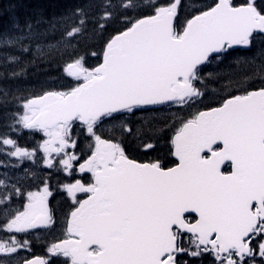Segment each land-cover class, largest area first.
<instances>
[{
    "label": "snow or ice",
    "instance_id": "6c2138e0",
    "mask_svg": "<svg viewBox=\"0 0 264 264\" xmlns=\"http://www.w3.org/2000/svg\"><path fill=\"white\" fill-rule=\"evenodd\" d=\"M131 3L124 0L109 7L107 0H86L66 7L59 15L57 4L51 0H17L5 8L3 28L11 38L0 45V264H67L61 245L73 233L61 223V206L64 201L71 205L67 213L70 221L78 210V200L70 191L68 178L75 167L80 177L77 182H83L86 173L79 169L92 155L87 145L94 138L118 145L125 152V144L142 141L138 150L147 157L176 135L171 130L173 118L183 117L190 109L204 115L229 105L264 108V0H240L239 5L232 6H251L258 22L242 19L231 30L218 34L197 61L186 91L179 96L163 92L133 96L113 108L95 129V121L89 123L87 131L71 129L69 134L75 138L59 144L49 140V131L33 128L29 105L57 94L44 89L34 96L32 86L20 82L21 76L27 81V71L37 61L49 63L63 57L66 50L80 43L74 38L81 37L88 44H99L101 52L93 48L91 56L101 55L102 64L108 42L127 31L117 25L151 19L162 6L173 9L176 23L181 18L194 21L210 14L220 0H151L150 4L143 0L129 15ZM83 59L81 53L73 61H65L61 72L76 79L69 67ZM174 83L181 82L166 87ZM209 89L215 97L209 96ZM212 99L218 103L198 108ZM187 215L193 223L199 219L198 214ZM171 227L175 232V225ZM219 239L216 229L206 237L201 232L181 230L170 247L158 241L152 258L141 256L129 243L118 248L116 257L106 264H264V218L236 243L225 245L218 243Z\"/></svg>",
    "mask_w": 264,
    "mask_h": 264
},
{
    "label": "water",
    "instance_id": "95a60500",
    "mask_svg": "<svg viewBox=\"0 0 264 264\" xmlns=\"http://www.w3.org/2000/svg\"><path fill=\"white\" fill-rule=\"evenodd\" d=\"M245 19L256 21L252 7L232 8L220 0L207 16L190 21L180 39H174V15L169 9L139 20L116 36L106 47L103 63L90 82L67 95L56 94L33 101L39 109L31 122L45 130L80 118L83 124L111 114L127 99L163 92L179 96L186 91L196 63L212 46L216 36ZM69 72L81 71L75 64ZM173 87H166L174 81ZM187 99V97H186ZM221 145L218 153L211 150ZM177 165L171 169L141 164L120 157L115 145L99 142L97 153L86 164L101 168L95 175L94 195L71 216V240L62 244L78 264H106L116 250L129 243L141 256L152 258L158 241L171 246L175 229L220 232L218 243H236L259 220L252 212L264 202V108H227L199 114L173 140ZM210 154L205 159L204 155ZM230 164V174L223 169ZM112 165V166H111ZM188 213L199 219L188 224ZM264 218V216H262ZM98 247L96 260L88 250Z\"/></svg>",
    "mask_w": 264,
    "mask_h": 264
},
{
    "label": "trees",
    "instance_id": "16d2710c",
    "mask_svg": "<svg viewBox=\"0 0 264 264\" xmlns=\"http://www.w3.org/2000/svg\"><path fill=\"white\" fill-rule=\"evenodd\" d=\"M231 1L235 3L236 5L240 4V0H231ZM16 2L17 0H0V45H3L7 39L11 38V33H9L6 29L3 28V24L6 19V15H7L5 12V8ZM51 2H54L57 4V8L55 9V11H56V14L59 15L65 11L66 7H74L78 3L83 4L86 2V0H51ZM123 2L124 0H107L109 7L113 3L122 4ZM142 2L143 0H132L130 9H129V15H131V10L136 9L137 6ZM187 2L198 3L199 0H187ZM150 3H151V0H149V4ZM134 22L125 21L122 25H117V27L129 28ZM186 24L187 22H185L184 18H181L180 23H176L177 34H179L184 29ZM107 35L108 33L105 34V38L107 37ZM93 39L95 40V36H93ZM74 40L80 41L77 48L71 51L66 50L63 57L57 56L55 60H51L49 63H42L40 61H37V64L35 67H30L28 69L27 81L23 80V76L20 77V82L22 84H27V85L32 86L31 88L32 95L34 96L41 95L44 89H48L51 91H59V92L72 90L76 84L69 83L67 77L61 72V65L65 61H73L81 53H83L84 55V59L82 63L84 64L85 67L92 69L101 63V55H97L95 58L91 56V49L93 48L97 51V53L101 52V48L98 43L88 44L81 37H75ZM215 95L216 94L212 93L209 89V96L215 97ZM215 103H218L217 99L205 101L202 104H199L198 108L202 109L204 107H208L209 104H215ZM198 113L199 111L197 109H190L184 113L183 117H180L179 115H177L176 117L173 118L175 120V123L171 130L176 133L179 132L182 126L185 123L194 120ZM153 139H155V137H153ZM172 140L173 138L170 141L161 144L158 150L155 151L153 155L151 156L146 157L142 154V152L138 150L141 147L142 141L132 142L130 146L128 144H125L126 152L125 151L124 152L128 158L134 161H138L141 163L159 162L161 163L163 168H171L176 164V162L172 158V151H173ZM65 204H66V201H64L61 206L62 211H63V215L60 216L62 225H65L67 222L66 218L64 217L66 214L64 211Z\"/></svg>",
    "mask_w": 264,
    "mask_h": 264
},
{
    "label": "rangeland",
    "instance_id": "374dc122",
    "mask_svg": "<svg viewBox=\"0 0 264 264\" xmlns=\"http://www.w3.org/2000/svg\"><path fill=\"white\" fill-rule=\"evenodd\" d=\"M78 65L80 67H82L81 63H78ZM90 77H91V73L87 72L79 80H87ZM29 112H30V120H31V118L35 115L36 112L32 111V110H29ZM69 128L70 127L64 126V127H57V128H55L53 130H50L49 131V133H50L49 140L52 141V142H55L57 144H59V142L62 141V140H69L70 137L66 135V133L69 134V132H70ZM93 128H94V126H93ZM64 136H67V137H64ZM95 140L97 142L98 139H95ZM119 153H122V152L119 150ZM70 191L73 193L74 196H76V194L79 193V190L77 188H74L73 186H70Z\"/></svg>",
    "mask_w": 264,
    "mask_h": 264
},
{
    "label": "flooded vegetation",
    "instance_id": "af4514ba",
    "mask_svg": "<svg viewBox=\"0 0 264 264\" xmlns=\"http://www.w3.org/2000/svg\"><path fill=\"white\" fill-rule=\"evenodd\" d=\"M75 168V167H73ZM80 179H78L77 181H79ZM76 181V184L80 186V188L84 191H87L89 188H91V185H90V180H89V177L87 175H85V177L83 178V182H77ZM98 251H91L92 254H96Z\"/></svg>",
    "mask_w": 264,
    "mask_h": 264
},
{
    "label": "bare ground",
    "instance_id": "6f19581e",
    "mask_svg": "<svg viewBox=\"0 0 264 264\" xmlns=\"http://www.w3.org/2000/svg\"><path fill=\"white\" fill-rule=\"evenodd\" d=\"M73 65V64H72Z\"/></svg>",
    "mask_w": 264,
    "mask_h": 264
}]
</instances>
